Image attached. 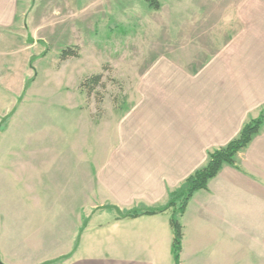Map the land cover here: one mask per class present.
Instances as JSON below:
<instances>
[{
  "label": "rangeland",
  "instance_id": "374dc122",
  "mask_svg": "<svg viewBox=\"0 0 264 264\" xmlns=\"http://www.w3.org/2000/svg\"><path fill=\"white\" fill-rule=\"evenodd\" d=\"M189 1L155 0L156 8L144 0H31L28 6L19 0V19L3 44L2 68L7 70L0 75V86L5 85L0 125L6 126L0 134V163L5 165L0 170L2 264L58 260L71 253L83 234L82 226L92 219L98 223L111 219L115 213L107 208L123 206L106 202L104 194L98 196L93 167L125 160L118 152L122 145L118 131L139 104L146 78L159 67L181 66L188 51L195 61L182 65L190 77L197 78L214 59L205 53L246 29L205 23L204 11L188 9ZM66 48L78 57L60 61ZM97 75L101 86L88 95L80 85ZM16 209L19 212L12 219L7 212ZM180 223L184 226L182 264H188L193 232L186 219ZM140 225L132 226L133 242L127 240L126 249L112 240L109 252L116 257L147 255L150 238L146 226ZM219 240L197 253V258L214 253L218 257ZM248 243L243 256L251 258ZM88 252L84 245L81 253ZM97 252L105 254L103 249ZM160 254L163 264H173L167 249Z\"/></svg>",
  "mask_w": 264,
  "mask_h": 264
},
{
  "label": "crops",
  "instance_id": "0c3cea01",
  "mask_svg": "<svg viewBox=\"0 0 264 264\" xmlns=\"http://www.w3.org/2000/svg\"><path fill=\"white\" fill-rule=\"evenodd\" d=\"M30 1L25 0L26 6ZM18 2L0 0V75L7 70L2 68L3 44L8 40L5 34L10 35L11 27L19 19ZM59 7L65 8L60 4ZM188 9H202L204 21L210 25L246 29L232 35L227 40L231 42L229 45L224 39L226 44L214 46L213 54L206 52L207 57L213 55L214 59L197 78L190 77L182 61L181 66L159 67L146 78L139 104L130 110L118 131L122 144L118 152L125 160L93 167L98 196L104 194L106 202L121 203L120 210L165 203L169 192L206 163L209 151L229 143L246 122L256 119L264 109V0H192ZM187 53L184 64L191 65L195 55ZM4 86H0V95ZM4 166L0 163V170ZM31 210L34 212V204ZM0 212V233H3L4 211ZM18 212L16 209L7 214H12L9 217L13 219ZM113 217L102 223L92 219L85 228L82 226L77 249L63 264H163V259L158 258L163 249L168 250L172 260L168 212L136 219ZM181 219H186L193 232L189 239L193 255L188 264H245L246 259L248 264H264V125L237 154L235 166H223L209 181L207 190L192 196ZM138 224L146 226L150 238L147 255L116 257L109 252L112 240L126 249L130 242L127 240L133 242L132 226ZM218 239L220 245L215 247L221 250L218 257L214 253L212 257L197 258ZM247 241L251 258L243 256ZM84 245L89 248L87 254L81 253ZM102 249L105 254L99 256L97 251ZM183 249L184 244L180 264Z\"/></svg>",
  "mask_w": 264,
  "mask_h": 264
},
{
  "label": "trees",
  "instance_id": "16d2710c",
  "mask_svg": "<svg viewBox=\"0 0 264 264\" xmlns=\"http://www.w3.org/2000/svg\"><path fill=\"white\" fill-rule=\"evenodd\" d=\"M148 4L155 6V0H144ZM34 0H32V3ZM31 3V4H32ZM78 53L72 48L63 49L60 52V61L69 58H77ZM101 77L99 75L85 79L80 88L87 90L88 95L92 94L94 88L101 86ZM31 80L25 84V90L30 88ZM13 110L7 118L13 115ZM2 122V121H1ZM2 125V124H1ZM0 125V134L6 130V126ZM264 125V112L261 111L256 119L246 122L239 134L227 143L224 147L214 149L207 153L206 163L194 171L185 181H183L177 189L168 193L167 202L162 206L156 207H137L131 210H119L117 207H108L107 209L115 213L116 220L136 219L143 216H155L169 213V224L172 231L171 256L174 264H180V256L183 247V228L180 223L181 217L184 215L186 208L192 196L198 191L207 190L210 180L215 178L223 166H235V158L238 153L242 152L256 136ZM82 232V230H81ZM78 246V240L72 252L58 260L44 264H63L69 260ZM0 264H2L0 262Z\"/></svg>",
  "mask_w": 264,
  "mask_h": 264
}]
</instances>
